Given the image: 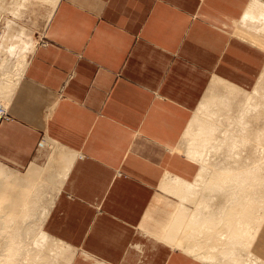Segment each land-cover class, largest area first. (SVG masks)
I'll list each match as a JSON object with an SVG mask.
<instances>
[{"label": "crops", "instance_id": "0c3cea01", "mask_svg": "<svg viewBox=\"0 0 264 264\" xmlns=\"http://www.w3.org/2000/svg\"><path fill=\"white\" fill-rule=\"evenodd\" d=\"M251 2L59 0L0 122V163L57 162L43 227L71 264H207L160 239L161 184L192 182L181 144L211 82L258 83L264 49L237 35ZM251 251L264 263V220Z\"/></svg>", "mask_w": 264, "mask_h": 264}, {"label": "bare ground", "instance_id": "6f19581e", "mask_svg": "<svg viewBox=\"0 0 264 264\" xmlns=\"http://www.w3.org/2000/svg\"><path fill=\"white\" fill-rule=\"evenodd\" d=\"M26 1H13L17 5L15 15L19 14ZM50 1L52 11L49 18L53 16L59 0ZM2 26L0 22V54L7 50L13 54L11 42L14 36L5 31L11 26L10 20ZM238 34L264 49L263 1L252 0ZM34 45L35 41L27 40L15 68L4 70L3 75L0 71L3 83L1 89L0 82V98L7 99L6 102L0 100V108L7 110ZM0 61L5 67L4 58ZM263 78L264 71L257 86L250 91L221 79L211 82L198 109L206 115L207 121L195 116L181 144L190 160L201 166L200 170L192 182L168 174L161 184L162 189L179 198V205L160 239L207 264L215 263L218 252L235 264H264L251 251L264 220V112L261 110L264 103L259 95V84ZM217 91H223L227 97L213 96L212 93ZM244 92L247 96L243 95ZM237 99L243 106L238 115V128L221 131L215 126L217 116L228 114L231 101ZM218 106L221 109L214 112ZM46 144L52 149V161L57 155V146L50 141ZM249 147H252V153ZM216 156L219 159H214ZM63 159L70 158L63 153ZM49 168V165L32 164L25 177L17 178L0 169V264H60L61 245L50 243V236L43 230L59 177H62L61 174H52ZM210 168H216V172L208 176ZM205 186L210 187L213 193L209 198L201 192ZM45 189L53 192L46 206L41 208ZM227 191L230 193L224 207L221 212H215L211 201L215 194ZM188 203L193 208L188 207ZM36 215L38 221L35 219L33 224L30 220ZM73 258L74 254L69 256L67 263L71 264Z\"/></svg>", "mask_w": 264, "mask_h": 264}, {"label": "rangeland", "instance_id": "374dc122", "mask_svg": "<svg viewBox=\"0 0 264 264\" xmlns=\"http://www.w3.org/2000/svg\"><path fill=\"white\" fill-rule=\"evenodd\" d=\"M13 1L14 0H0V7L2 5V8H0V18H1L0 22L3 25L2 27H4L6 25V20L7 21L10 20L11 26L8 29L6 27L5 31H9L14 36V38L11 42V45L14 47V53L10 54V50H7L4 53L0 54L1 60H2V58H4V61H5L4 62L5 67L1 66L2 62L0 61V71L2 72V75L5 72L4 70H6V69L10 70V68H12V69L15 68V65L17 64V60L19 58L21 50L23 49L27 40H29V39H32L33 41L36 40V45L38 44V42L40 41V39L43 37V35L45 33V30L47 27V22L49 19V15L52 11V4H51L50 0H28L24 4L23 8L21 7L19 14L15 15L14 11H15V7L17 5H15V2H13ZM16 1H18V0H16ZM30 56L31 55L29 54L28 60H29ZM1 67H3V68H1ZM263 71H262V73H263ZM262 73L260 74V76L262 75ZM1 77L2 76L0 73V82L2 83ZM259 79H260V77H259ZM2 86H3V83L1 84V89H2ZM256 86H257V84H256ZM244 91H246V90H244ZM212 94H213V96L224 95L225 97H227V94L224 93L223 91H217L216 93L213 92ZM243 95L247 96V93L244 92ZM259 95L263 97L260 101L264 103V78L262 79L261 83L259 84ZM0 100L6 102L7 99L1 97ZM201 102H200V104H201ZM239 102H240V99L231 101L230 107L228 109V110H230L229 113L225 114L224 116H220V117L217 116V119H216L217 125H215V126L218 129L220 128L221 131H223L224 128H228L230 130H237L238 125H239L237 123L239 111L243 107L242 105H239L240 104ZM200 104H199V106H200ZM199 106L196 108V110L194 112L192 121H193V119H195V116H199L204 121H207L206 115H203L201 112H199V110H198ZM219 109H221V106H218L217 108L215 107L213 111L217 112ZM261 110L264 112V105L261 108ZM191 122H190V124H191ZM260 126H262V125H260ZM221 139H222V136H220L219 141H221ZM47 145H49V144H47ZM58 149L59 148L57 147V150ZM246 149L248 150V146L246 147ZM50 151H51V149H50ZM249 151L252 153V147H249ZM214 159H219V158H217V156H216ZM220 159H223V158H220ZM47 164H48V162L45 165H47ZM56 167H58L57 162L53 163V165H51V168H49V169H50V171H52V170L54 171V169ZM200 167L201 166L199 164H195L194 172L187 179L188 181H194L195 180V177L198 174ZM0 169H2V171H4L5 173L11 174L12 177H16V178L17 177H25L26 168L22 169V170H18V169H15L13 167H10L8 165H4V164L0 163ZM11 169H12V172H11ZM215 172H216V168H210L209 172H208V176L213 175ZM53 173H54V175H58L57 171H54ZM65 181H66V179L64 180V182ZM52 192L53 191H51L50 189H45V192H44L45 195L43 196L41 203H40L41 208L46 206V202H47V200H49V198H51L50 196H52ZM165 192H167V191H165ZM201 192H202L203 196L205 195L208 198L210 197V195L213 194L211 192L210 187H208V186H205L203 188V191L201 190ZM229 193L230 192L227 191L224 194H219V193L215 194V199L211 201V204L213 206L212 209H214L215 212H217V213L219 211L221 212V208L224 207L223 204L225 203V201L227 199V195ZM167 195L170 198L169 199L170 201L167 204L164 203L162 205L161 209H158V235H160V236L162 234H164L163 232H165V228L167 227V224H169V222L171 221L173 213L175 212L177 206L179 205V198L177 196L170 194V193H168ZM208 201H209V199H208ZM188 207L193 208V205L191 203H188ZM31 219L32 220H30V221L34 224V222L36 221L35 219H37V221H38V216L36 215V217L34 216ZM43 230H44V227H43ZM53 242L61 245L60 247L62 248L61 253H60L61 257H60L59 263L60 264H68L67 260H69L68 259L69 256L74 254V250L70 246L63 244L60 241H58L57 239H54L53 237L50 236V243L53 244ZM64 256H66V257H64ZM212 264H235V263H233V260H231V261L227 260L225 255H223L221 252H218L215 254V263L213 262Z\"/></svg>", "mask_w": 264, "mask_h": 264}, {"label": "built area", "instance_id": "2783aa9c", "mask_svg": "<svg viewBox=\"0 0 264 264\" xmlns=\"http://www.w3.org/2000/svg\"><path fill=\"white\" fill-rule=\"evenodd\" d=\"M1 32L2 30L0 29V37H1ZM6 119H9L8 111L6 109L0 108V122Z\"/></svg>", "mask_w": 264, "mask_h": 264}]
</instances>
